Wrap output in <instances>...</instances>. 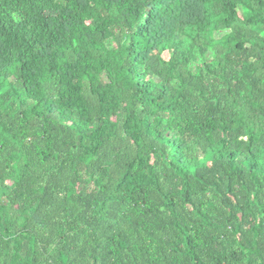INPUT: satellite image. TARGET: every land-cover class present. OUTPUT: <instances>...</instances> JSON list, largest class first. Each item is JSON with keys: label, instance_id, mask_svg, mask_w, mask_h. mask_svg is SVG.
<instances>
[{"label": "trees", "instance_id": "trees-1", "mask_svg": "<svg viewBox=\"0 0 264 264\" xmlns=\"http://www.w3.org/2000/svg\"><path fill=\"white\" fill-rule=\"evenodd\" d=\"M0 264H264V0H0Z\"/></svg>", "mask_w": 264, "mask_h": 264}]
</instances>
